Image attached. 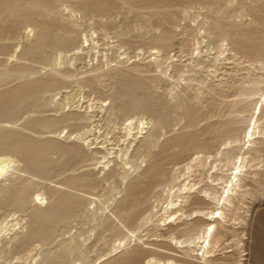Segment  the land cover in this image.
<instances>
[{"label":"rangeland","instance_id":"obj_1","mask_svg":"<svg viewBox=\"0 0 264 264\" xmlns=\"http://www.w3.org/2000/svg\"><path fill=\"white\" fill-rule=\"evenodd\" d=\"M253 6L256 11L250 10ZM0 15V91L30 79L48 84L41 98L22 95L2 106L0 137L36 136L73 152L54 164L44 180L25 172L20 161L13 162L0 149V167L5 166L0 190L8 184L29 186L36 196L46 185L61 187L67 176L88 174V182L77 191L87 209L78 207L72 218L58 224L45 247L36 240L11 242L13 233L24 230L25 212L0 204V264H21L26 253L28 264H35L40 249H58L71 237L84 252V257L72 256L73 264H98L131 247L138 259L122 264H202L184 250L185 222L218 215L220 196L226 195L243 158L246 168L260 175L244 178L210 264H264V145L254 157L246 152L244 137L243 149L227 166L218 153L232 145L225 144L232 127L251 129L264 99V67L253 60L258 53L254 43L244 39L264 33V0H0ZM33 27L40 30V39ZM153 28L157 35L171 34L165 51L154 40ZM226 32V38L220 37ZM39 45L46 46L31 58V48ZM254 80L260 82L256 92L240 94ZM124 90L127 98L146 99L152 113L173 111L156 139L148 137L150 111L110 112L113 99ZM238 99L241 103L232 108ZM245 102L251 104L243 112L228 115ZM13 103L20 107L8 118ZM181 104L194 113L190 122L182 117ZM234 116L250 120L231 123ZM182 133L199 136L200 146L169 143ZM150 165L155 170L134 192L138 203L125 208L126 220L119 223L114 207L127 182L120 174L130 180ZM221 172L228 177L217 198L201 192L207 184L220 183Z\"/></svg>","mask_w":264,"mask_h":264},{"label":"bare ground","instance_id":"obj_2","mask_svg":"<svg viewBox=\"0 0 264 264\" xmlns=\"http://www.w3.org/2000/svg\"><path fill=\"white\" fill-rule=\"evenodd\" d=\"M227 2H231V0H227ZM127 8H129V7L127 6ZM132 8H133V6H132ZM150 9H151V7H150ZM251 9H253L254 11L257 10V8H255L254 6L252 8H250V10ZM139 10H141V9H139ZM144 10H146V9H144ZM153 10H155V9H153ZM102 17H103V15H102ZM211 20H212V18H211ZM224 20H227V19H224ZM227 22H229V20ZM231 22H233V21H231ZM245 23H246V21H245ZM260 24H259V26H260ZM219 26H220V24H219ZM233 26H235V25H233ZM36 27H33L36 30V39H40L42 34L40 33V30L37 29ZM31 30H32V28H31ZM151 30L153 32H155L157 29L153 28ZM155 33H156V35H155ZM155 33H153L155 35V36H153L154 40L160 45L159 48L161 50L165 51V48L168 46V44L171 43V42L168 43L169 39L171 38V34L169 32H166V33L160 32L159 35H157L158 31H156ZM211 34H213V32H211ZM225 35L227 36L228 33L227 32L225 34L220 33V37H222V38H226ZM255 36H257V35H255ZM229 38H230V36H229ZM244 39L246 41H251V43H254L255 48L258 49L257 50L258 53L255 54V56L253 57V60H255L256 62H258L260 65H262L264 67V33L260 34L257 37L251 36V34H250V35H247ZM45 46L46 45L33 46L32 48L30 47L31 48L30 53H29L30 57L33 58V57L38 56L43 51V48H45ZM6 62H7V60H6ZM3 64H5L4 61H3ZM119 71H117V72H119ZM2 72H3V70H2ZM22 72L24 74L26 73V71H22ZM20 74H21V72H20ZM33 74H35V73H33ZM140 79H141V77H140ZM36 82H37L36 80L34 82V80L30 79L25 84L21 83V85L9 88L7 90L0 91V112L3 109L2 106H5L7 103H11V100L18 98L19 96L24 95L27 98V96L29 97V96L34 95L36 98H41L42 95L47 91L48 84L47 85L44 83L34 84ZM259 83L257 80L252 81L249 86L242 88L240 94L249 95V92L250 93H254V91L256 92V90L258 89ZM121 95L122 96L114 98L112 105L110 106V110H111L110 112H112L113 114H121V113L127 114V113L132 112V111L133 112L135 111L134 113H140V114H143V113H146L149 111L152 113V111L149 109V103L147 102L146 99H144V98L136 99L133 97L127 98L128 96L126 95L125 90L123 91V93ZM241 101H242L241 99H238L235 102H232L233 104L231 103V106L232 105L233 106L239 105L241 103ZM245 103H243V104H245ZM19 104H22V101ZM19 104H15V103L11 104L8 111H6L5 116H8V118H10L17 111V109H19V107H20ZM246 104L247 105L240 108V110L239 109L232 110V108H234L232 106V108L228 110V115L233 117V115L235 113L237 114V111L239 113L243 112L246 108L249 107L251 102H247ZM179 107L180 108L183 107L182 117L188 116V121L190 122L193 118L194 113L189 114L188 113L189 108H186V106H183V104L178 105V108ZM259 109L260 110L258 111V114L253 117L254 120L252 122L250 130L246 131L247 128L241 130L240 129L241 127L238 126V127H232L233 129L228 131L229 133H228L227 138H225V144H232V145L230 147H228L227 149H223L222 151H220V150L218 151L219 154L221 153L224 155V161H225L224 165L225 166L229 165L232 162V157L237 150L243 149L242 146L240 145V143L243 142L244 137H245L247 144H249L246 148V152H251L252 154H254V157H255L256 154H258V152L261 151V149L264 145V137H260V138L256 137L255 138L254 135L260 134V135L264 136V115L260 114L261 110L264 111V99L261 101ZM172 113H173L172 110L166 111V112L165 111H163V112L154 111L152 113V115L150 116V123H151L152 127H151L150 132L148 133L149 134L148 137L151 138V140L156 139L157 134L169 125V121H170ZM224 113H226V112H224ZM236 114H235V116H236ZM235 116L233 119H230L231 123H233V122L234 123L235 122L247 123L248 120H250V117H252L250 115L249 118L247 116H243V118H239V119L236 118L235 119ZM225 119H227L226 116H225ZM226 122L228 124V121H226ZM3 125H4V122H3ZM16 125H18V124H16ZM248 126H249V124H248ZM2 129H4V128L2 126H0V132L2 131ZM224 130H225V128H224ZM20 132H22V131L20 130ZM31 133H33V132H31ZM23 134H24V132H23ZM242 134H244L245 136H242ZM7 138H9V137L7 136ZM199 140H200L199 136H196V135H193L190 133L189 134L188 133H182V134H179L177 136L170 138L169 143H171V144L172 143H175V144L181 143L182 145L184 144V146L195 145L194 146V148H195L196 146H198V147L200 146ZM152 143H156V140L152 141ZM156 146H157V143H156ZM0 149L7 150L9 152L8 156L10 158H12L13 162L14 161H20L23 164V168H24L25 172H31L35 176H37V178H39V179L41 178L44 180H46L47 177L52 172V168L55 166L54 164H56L61 159H63L62 157L71 155V153L73 154L72 150H70L66 147H61V146L54 147L52 145V140H41L40 138H37L36 136L31 137V136H26V135H21L18 138H13L11 140H5L3 137H0ZM179 149H180V147H179ZM74 153H77V152H74ZM52 154L57 155L56 158H54L55 160L51 159ZM143 157H147V153H145ZM242 160H241L239 166L237 167V171L233 174V177H231L232 179L229 180L230 187L227 188L226 195L222 197V196H220L222 194H219V196L221 197L222 203L220 206L217 207L218 215L217 216H211L209 219H206V221H204V222L198 220L199 218L185 222L186 227L183 228L182 232L186 233V235H187L186 242L188 243V245L187 246L185 245L184 250L187 253V255L191 256L194 259L200 260L202 264H210L213 262L212 253L214 252L215 246L219 243V241L222 237V233H223L222 229L226 228V226H225V223L227 221L226 218L228 216V213H230V211L233 207L234 201L236 199V194H237L239 188L242 186V184L244 182V178L246 177L247 174H252L254 177L260 175L259 170H253V169L250 170L249 167H248V169L246 168V166H247V165H245L246 158H243ZM147 161H149V159ZM198 161H199V159H198ZM194 163H196V162H194ZM155 166L150 165L149 167L145 168V170H143L139 175H137L136 178H133V179L131 178L130 180H127L128 175L125 172H122L120 174L121 181L122 182L127 181V182H126V184L124 183L125 185L122 187L124 194L122 195L121 198H119L117 200V203L114 207V209H115L114 215H115L116 219H118L119 223L123 222V220H124L125 208L127 207V209H133L134 206L138 203L137 199H135L136 196L134 193L137 189L136 186L139 185L140 183H145L147 181V178L148 179L150 178L149 172H151L150 170L154 169ZM191 166H192V164H190L188 166V169ZM4 171H5V166L0 167V175ZM227 177H228L227 174H224L221 172V174L219 175V178H218V180H221V182L217 183L216 185L207 184L206 186H204L201 189V192L205 193L206 195L210 196L211 198L216 199L217 194H218V190H219L218 187H219V185H222V183L225 182V179ZM87 178H88V174H86V173L67 176V177L62 179L61 187H53L50 185H46L43 187L42 191L36 196L32 195V193L30 192L29 186L16 187L13 184H8L6 186H3L0 190V204L10 206L16 210L25 212V223L23 226L24 230L20 233H13V236L11 237L10 241L15 243L18 241H24L26 239L27 240H36L39 242V244H41V246L45 247L49 243V241L52 239V237H54L56 235L55 228L58 224L72 218L74 216L75 210H77L78 207L81 206L85 210L87 209L85 205L82 206V196L79 194V192H77L78 190H80L79 189L80 187H83L84 184L86 182H88ZM222 188H224V187H222ZM115 189H117V192L119 191L118 190L119 188H115ZM191 196L192 195H190L188 193L186 198L190 199ZM130 218H131V216H130ZM202 226H205V228H203ZM122 230H123V228H122ZM191 251H201V252H200V254H198V253L192 254ZM37 255L39 256V259L36 261L35 264H73V260L71 261L72 256H74L76 258H81V257H84V252L82 251L81 246L78 245L77 238L71 237L70 239L67 240V242L61 243L59 245L58 249L49 250V249L43 248L42 250L41 249L39 250ZM137 255H138L137 249L131 247V248L127 249V251L125 250L124 254L115 256V257L110 258V259L102 260L98 264H122V263H126V262H133V261H136L138 259ZM29 258H30L29 254H27V253L24 254L23 256H21V264H28ZM168 262L170 264H175L172 261H168ZM144 264H149V262L144 263ZM159 264H163V263H159Z\"/></svg>","mask_w":264,"mask_h":264}]
</instances>
